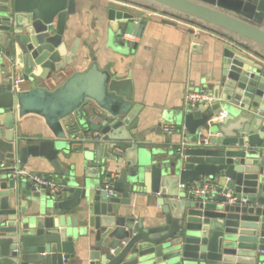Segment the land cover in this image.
Segmentation results:
<instances>
[{
	"label": "water",
	"instance_id": "95a60500",
	"mask_svg": "<svg viewBox=\"0 0 264 264\" xmlns=\"http://www.w3.org/2000/svg\"><path fill=\"white\" fill-rule=\"evenodd\" d=\"M117 1L167 11L231 42L211 87L215 100L176 113L186 141L146 140L134 132L129 81L94 58L53 90L43 86L80 57L79 38L66 35L76 0H0V264H73L81 252L86 264H264V0ZM106 20L119 46L144 27L113 5ZM14 79L36 84L15 90ZM86 99L101 120H79L101 135L81 169L76 161L64 167L71 141L62 119ZM27 114L41 116L51 137L19 133ZM199 129L211 132L210 143L199 141ZM29 156L48 159L64 181L60 195L15 174ZM102 173L112 177L111 194ZM204 181L212 184L204 196L190 193ZM151 193L161 214L130 212L132 200Z\"/></svg>",
	"mask_w": 264,
	"mask_h": 264
},
{
	"label": "crops",
	"instance_id": "0c3cea01",
	"mask_svg": "<svg viewBox=\"0 0 264 264\" xmlns=\"http://www.w3.org/2000/svg\"><path fill=\"white\" fill-rule=\"evenodd\" d=\"M210 4L219 8L217 3ZM109 5L133 11L135 21L144 24L140 36L124 34V44L119 46L111 43L112 33L109 32L106 20ZM76 6L78 10L71 13L67 20L66 35L69 43L73 38H79L80 57L68 70L48 80H42L43 86L53 90L73 71L86 69L91 58H94L101 67L129 81L127 89L130 90L132 104L136 109L131 119L138 124L134 132L141 133L146 140L152 138L164 142L170 137L171 145L186 141L187 133L180 130L176 113L190 108L186 104L187 91L211 92L212 84H215L221 68L223 49L226 45H232L231 42L217 31L185 18H178L167 11L117 0H76ZM226 11L238 14L232 9ZM242 17L247 19L246 16ZM263 24L264 20L260 19L258 25ZM18 84L19 89H28L33 88L36 83L23 80ZM85 101L89 103L88 108L81 105L79 111H73L62 119L67 134L70 126L75 124L80 136L77 142L69 143L67 152L70 159L62 161L64 167H69L76 161V167L81 169L86 159L84 155L93 150L96 144L92 142V138L87 137L92 131H84L86 126L79 120V115L89 121L93 112L98 113L97 105L89 99ZM18 121L19 133L24 136L37 140L51 137L46 122L37 114L24 115ZM168 124H173L176 129L165 132L164 126ZM28 159L21 169L64 182L60 177L51 175L52 167L47 158L29 156ZM99 176V182H103L105 174ZM66 195L70 197L69 193ZM131 205L130 212L136 217L146 216L151 212L161 214L156 195L152 193L132 200ZM77 245L79 244L76 243V248ZM81 253L73 264H86V256Z\"/></svg>",
	"mask_w": 264,
	"mask_h": 264
},
{
	"label": "built area",
	"instance_id": "2783aa9c",
	"mask_svg": "<svg viewBox=\"0 0 264 264\" xmlns=\"http://www.w3.org/2000/svg\"><path fill=\"white\" fill-rule=\"evenodd\" d=\"M18 80L14 79L13 81V88L19 89V84ZM186 98V104L191 107V108H197V107H206L208 105H211L215 98L213 97L212 93L205 90V91H198V90H189L186 92L185 95ZM86 108H88L89 103L84 100L82 103ZM225 110L219 111V113L215 116H213V120L215 122H222L224 118ZM90 121H99L100 116L98 113L93 112L90 115ZM176 128L173 124H168L164 126V131L165 132H172ZM197 134L199 136V141L206 143H210V135L211 132L208 130H202L199 129L197 131ZM100 131L93 129L92 132L89 133L88 138H99L100 137ZM215 135H220L218 132L215 133ZM68 138L70 139L71 143L73 144L75 141L79 140V130L78 127L75 124H72L69 128V133L67 134ZM184 142V141H183ZM21 173L23 174L26 178H29L34 181L35 185H39L40 187L46 188L51 194L54 196L60 195L63 190H64V183L58 179H55L53 177H49L40 173H30L27 170L24 169H18L15 174ZM112 177H105L102 187L107 191L108 194L112 193ZM212 187V184L210 181H204L196 184H191L189 185V191L190 193H193L197 196H204L207 191ZM232 200L234 199L233 197L231 198Z\"/></svg>",
	"mask_w": 264,
	"mask_h": 264
}]
</instances>
